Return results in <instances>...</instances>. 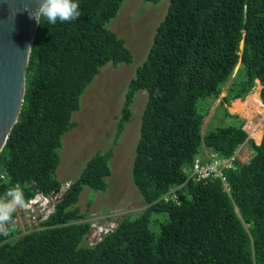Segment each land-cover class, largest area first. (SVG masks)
Wrapping results in <instances>:
<instances>
[{
  "label": "trees",
  "instance_id": "16d2710c",
  "mask_svg": "<svg viewBox=\"0 0 264 264\" xmlns=\"http://www.w3.org/2000/svg\"><path fill=\"white\" fill-rule=\"evenodd\" d=\"M125 1L78 0V20L38 25L20 114L0 152V195L19 184L28 200L61 186L60 150L77 125L83 91L105 64L133 61L108 27ZM167 2L128 82L111 143L86 160L38 226L0 235V264H264V129L256 145L244 119L229 114L223 125L202 132L210 98L227 83L221 105L244 97L256 80L264 104V0ZM140 90L147 100L130 179L143 207L83 244L91 222L77 202L84 187L106 190L113 148ZM246 139L254 152L247 164L235 161L224 171L229 192L219 179L203 183L190 175L196 157H228ZM172 189L176 196L166 200Z\"/></svg>",
  "mask_w": 264,
  "mask_h": 264
},
{
  "label": "rangeland",
  "instance_id": "374dc122",
  "mask_svg": "<svg viewBox=\"0 0 264 264\" xmlns=\"http://www.w3.org/2000/svg\"><path fill=\"white\" fill-rule=\"evenodd\" d=\"M167 6V0H161L157 4L144 0H126L117 15L108 24V27L121 36L131 49L133 61L128 65L105 64L83 91L80 108L73 115L77 125H73L69 132L67 131L68 133L64 137L66 149L60 150L61 158L57 176L61 182L67 177L75 179L86 160L98 148L106 147L111 143L128 82L145 58L155 27L163 18ZM258 88L259 85L255 86L251 92L253 95L247 96L250 101L245 99L240 115L246 119V122L247 120L251 122V126L263 127L264 107H260L254 102L258 100V96L255 94ZM146 100L145 91L140 90L135 94L131 104V117L124 124L120 139L113 148V157H111L110 163L111 177L107 179L106 190L92 191L84 188L80 195L77 203L80 211L85 212L92 222V228L82 242L84 244L93 243L102 231H107L115 226L123 214L135 213L141 207V199L137 189L130 181L129 173ZM246 104H249V108L247 107L244 111ZM230 110L232 111V109ZM212 118L209 111L203 121V131L214 129L220 124V120L212 122ZM261 130H254L255 140H257L255 134ZM247 152L250 154V149H246L245 155ZM240 153H242V148H239L238 156ZM36 207L37 205H30V210L24 214H20V210H17L15 220L21 229H23L24 223L30 228L45 218L48 210L46 209L41 217V213L36 211Z\"/></svg>",
  "mask_w": 264,
  "mask_h": 264
},
{
  "label": "clouds",
  "instance_id": "9594fccd",
  "mask_svg": "<svg viewBox=\"0 0 264 264\" xmlns=\"http://www.w3.org/2000/svg\"><path fill=\"white\" fill-rule=\"evenodd\" d=\"M35 2L38 5L36 9L29 10L25 8V10L30 11L31 18L35 19L37 23L41 25L44 22H46L49 25H56L57 22H60V23L72 22V21L78 20L81 15L80 5H79L78 0H35ZM241 47H242V44H241ZM31 49L32 48L29 47L27 51ZM239 65L240 63L237 64V67ZM237 67L235 68L234 72L236 71ZM234 74L235 73H233L232 76H234ZM227 85L228 83L226 84V86ZM257 85H259V88L258 90L256 89L255 94L258 96V100L254 102L257 103L260 107L261 106L264 107V104L262 103L261 98H260L261 85L259 84L258 80H256V83H255V86ZM226 86L223 87V91L219 94V96L216 99L210 98V104L208 106L209 107L208 112L210 111L213 117L212 122H215L216 120H220V124L218 126L223 125V123H225L226 120L230 119L229 114H237L241 118H243L240 115V112L242 111L238 110L237 108H234V104L236 102L244 103L246 101L245 99H247V96L251 94L252 89L255 87L254 86L250 91H248L244 97H235L231 99L229 104H225L223 106L221 105V98L226 95ZM251 95H253V93ZM246 105H249V104H246ZM230 109H232V111ZM208 112L204 116L203 121L205 117L208 115ZM243 119H244L243 129L247 132V135H248L247 138H252L256 145L259 144L262 141L264 126L263 127L251 126V122H249L248 120L246 122V119L245 118ZM203 121H202V132H205L203 131ZM258 129H262V133H261L260 140L257 142L253 134H254V130H258ZM138 136H139V132H138ZM239 148H242V153H240V155L238 156ZM246 149H250V154H248L247 152V154L245 155ZM253 152H254L253 148L249 146V144L247 143V139H246L243 143L239 144L233 151V154L228 157H224V158L212 157L211 155L207 157L205 155L204 159H207V160L209 159L208 161H206L198 156L196 157L195 162L193 166L191 167L190 175L193 176L197 181H201L203 183H206L207 181H211L214 179H219L220 182H222L223 188L227 192H229L230 187L227 185V183L224 180V171L228 168L234 167L235 161L240 162L242 164H247L251 156L253 155ZM109 177H111V175ZM129 177H130V173H129ZM72 180L74 179H69L68 177L64 178V181L61 182V186L58 189H56L54 192H52L50 195H43L42 193L37 192L33 197L29 198L28 200L25 199L23 189L21 188L19 184H16L8 188L7 191L3 195H0V235L7 236L9 232L12 230V228H14V230L21 231V232H17L16 233L17 235L20 233L28 232L32 228L38 226L40 222H42L45 218H47V216H49L53 212L55 203L60 199L61 195L68 189ZM84 188H87V187H84ZM138 195L140 197L139 192H138ZM175 196L176 195H175L174 189L164 194V198L166 200H169V199L172 200ZM30 205L32 206L37 205L36 211L38 213H41V217H43L42 213L46 209L48 210V213L44 216L45 218H42L39 221L37 225H33L32 227L28 228L26 224L24 223V227L23 229H21L20 225L16 223L15 213L17 212L18 209L20 210V214H24L28 212L30 210ZM142 207H143V203L141 199V207L139 208V210ZM129 213H132V212H129ZM91 228H92V222H91ZM98 239H99V236L94 240V242Z\"/></svg>",
  "mask_w": 264,
  "mask_h": 264
},
{
  "label": "water",
  "instance_id": "95a60500",
  "mask_svg": "<svg viewBox=\"0 0 264 264\" xmlns=\"http://www.w3.org/2000/svg\"><path fill=\"white\" fill-rule=\"evenodd\" d=\"M35 0H0V152L17 122L25 94V75L38 23Z\"/></svg>",
  "mask_w": 264,
  "mask_h": 264
},
{
  "label": "bare ground",
  "instance_id": "6f19581e",
  "mask_svg": "<svg viewBox=\"0 0 264 264\" xmlns=\"http://www.w3.org/2000/svg\"><path fill=\"white\" fill-rule=\"evenodd\" d=\"M247 101H250V99L249 100H247ZM242 104H244V103H239V102H236L235 104H234V108H237L238 110H241L242 108ZM244 106V105H243ZM247 107H248V105L247 106H245L244 107V111L247 109ZM249 108V107H248ZM261 133H262V130L261 131H258L256 134H255V137H256V141L258 142L259 140H260V137H261Z\"/></svg>",
  "mask_w": 264,
  "mask_h": 264
}]
</instances>
